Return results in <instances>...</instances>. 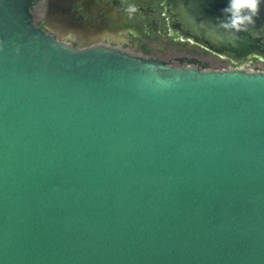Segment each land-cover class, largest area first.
I'll list each match as a JSON object with an SVG mask.
<instances>
[{
	"label": "water",
	"instance_id": "water-1",
	"mask_svg": "<svg viewBox=\"0 0 264 264\" xmlns=\"http://www.w3.org/2000/svg\"><path fill=\"white\" fill-rule=\"evenodd\" d=\"M38 1L0 0V264H264V71L77 50ZM226 4L170 12L215 53L261 54L264 2L235 42Z\"/></svg>",
	"mask_w": 264,
	"mask_h": 264
},
{
	"label": "flooded vegetation",
	"instance_id": "flooded-vegetation-1",
	"mask_svg": "<svg viewBox=\"0 0 264 264\" xmlns=\"http://www.w3.org/2000/svg\"><path fill=\"white\" fill-rule=\"evenodd\" d=\"M51 1H57L53 15ZM129 5L137 8L131 16ZM170 5L171 0H39L33 14L38 27L77 50L101 45L178 68L264 71V26L253 34L261 54L224 48L215 53L184 37Z\"/></svg>",
	"mask_w": 264,
	"mask_h": 264
},
{
	"label": "clouds",
	"instance_id": "clouds-1",
	"mask_svg": "<svg viewBox=\"0 0 264 264\" xmlns=\"http://www.w3.org/2000/svg\"><path fill=\"white\" fill-rule=\"evenodd\" d=\"M262 2L264 0H227L226 6L221 10L222 16L217 18L215 27L229 34V42L239 40V34L246 32L249 26L255 24ZM126 10L130 16L137 12L135 5H129Z\"/></svg>",
	"mask_w": 264,
	"mask_h": 264
}]
</instances>
